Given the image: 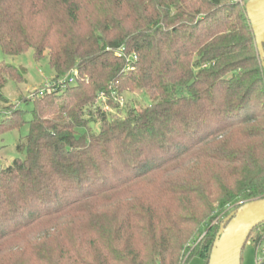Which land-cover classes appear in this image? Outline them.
Masks as SVG:
<instances>
[{"label": "trees", "instance_id": "obj_1", "mask_svg": "<svg viewBox=\"0 0 264 264\" xmlns=\"http://www.w3.org/2000/svg\"><path fill=\"white\" fill-rule=\"evenodd\" d=\"M247 1L0 0L6 55L47 53L53 82L78 73L26 99L31 120L4 111L1 133L29 132L25 159L0 168V264H183L205 228L193 257L208 264L230 214L264 198V67ZM9 81L24 78L1 63V103ZM135 91L152 103L123 111Z\"/></svg>", "mask_w": 264, "mask_h": 264}, {"label": "rangeland", "instance_id": "obj_2", "mask_svg": "<svg viewBox=\"0 0 264 264\" xmlns=\"http://www.w3.org/2000/svg\"><path fill=\"white\" fill-rule=\"evenodd\" d=\"M1 63H6L18 68L24 78V82L19 83L16 81H9L4 87L2 93L8 102H0V122L5 118L4 111L11 110L10 107H14L16 109L21 107L23 111H26V114L24 115L25 119L27 121L31 120L30 112L32 110V104L26 103L25 100L30 98L32 93L44 89L49 83H52L55 80L54 72L49 65L48 54L45 53L43 58L37 59L35 52L33 50H29L18 56H10L6 55L0 48V64ZM151 103L152 101L146 93L142 91H135L133 93L125 94L120 106L121 109L125 111L126 108H130L132 106L135 107L140 105L144 107ZM112 114H117V111L114 110ZM28 132V124L23 125L20 129H13L5 133L0 132V168L8 167L18 158L22 160L25 159V154L18 152L17 144L21 140H24ZM230 207H232V209H229ZM233 208L234 206L230 205L226 208L227 210L225 212L228 213L233 211ZM225 218H227V215ZM221 223L222 221L217 220L213 223V225L218 224L219 226ZM263 230L264 224H261L259 228L255 229L250 235V238L242 251V264H256V251L258 245L256 237L261 233L263 234ZM206 233L207 229L205 228L203 229L201 235L197 237V240L191 245L189 253L183 260V264H206L205 260L201 257H193L195 249L197 247H201V242L204 240ZM39 236L40 233L35 230H26L25 235L21 240H24L25 238L32 240L33 237L37 238ZM19 245L20 242L15 238L11 241H7L5 247L17 248ZM260 248L263 249L264 244H262Z\"/></svg>", "mask_w": 264, "mask_h": 264}, {"label": "water", "instance_id": "obj_3", "mask_svg": "<svg viewBox=\"0 0 264 264\" xmlns=\"http://www.w3.org/2000/svg\"><path fill=\"white\" fill-rule=\"evenodd\" d=\"M247 17L264 67V0H248ZM264 223V198L248 202L225 220L214 242L208 264H242V251L253 230Z\"/></svg>", "mask_w": 264, "mask_h": 264}, {"label": "built area", "instance_id": "obj_4", "mask_svg": "<svg viewBox=\"0 0 264 264\" xmlns=\"http://www.w3.org/2000/svg\"><path fill=\"white\" fill-rule=\"evenodd\" d=\"M235 1L243 3L245 0H235ZM124 51L125 50L122 48L116 52V55L121 58L124 55ZM136 59H137L136 56H130L129 57V60H131L133 62H135ZM77 75H78V73L76 71L71 72V73L67 74L65 77H63L62 79L57 80V82L49 83L44 89H42L40 91H35L34 93L31 94L30 98H34V97H38V96L42 95L46 90L52 89L56 84H58L60 86H64L65 84L72 85L76 82ZM229 209H232V207H230ZM257 237H259L260 240H259L258 245H257L256 264H264V248L263 249L260 248V246L262 244H264V232H263V234L261 233ZM260 252H261V254H260Z\"/></svg>", "mask_w": 264, "mask_h": 264}]
</instances>
